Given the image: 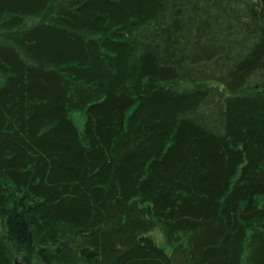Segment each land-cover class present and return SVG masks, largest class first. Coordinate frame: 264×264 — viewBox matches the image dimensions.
Masks as SVG:
<instances>
[{
    "label": "trees",
    "instance_id": "16d2710c",
    "mask_svg": "<svg viewBox=\"0 0 264 264\" xmlns=\"http://www.w3.org/2000/svg\"><path fill=\"white\" fill-rule=\"evenodd\" d=\"M16 258L264 264V0H0Z\"/></svg>",
    "mask_w": 264,
    "mask_h": 264
},
{
    "label": "rangeland",
    "instance_id": "374dc122",
    "mask_svg": "<svg viewBox=\"0 0 264 264\" xmlns=\"http://www.w3.org/2000/svg\"><path fill=\"white\" fill-rule=\"evenodd\" d=\"M71 118L79 128V130L82 132L85 125L86 116L84 112H72ZM154 237L158 240H161L160 233L156 231L154 234ZM16 264H22V260L20 258H16Z\"/></svg>",
    "mask_w": 264,
    "mask_h": 264
}]
</instances>
